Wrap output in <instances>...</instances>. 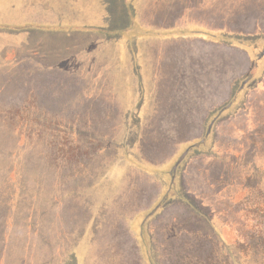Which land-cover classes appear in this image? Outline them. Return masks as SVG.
Returning <instances> with one entry per match:
<instances>
[{
    "label": "rangeland",
    "instance_id": "rangeland-1",
    "mask_svg": "<svg viewBox=\"0 0 264 264\" xmlns=\"http://www.w3.org/2000/svg\"><path fill=\"white\" fill-rule=\"evenodd\" d=\"M207 33L264 42V0H0V264H195L207 223L252 238L264 61L235 100L250 54Z\"/></svg>",
    "mask_w": 264,
    "mask_h": 264
},
{
    "label": "trees",
    "instance_id": "trees-1",
    "mask_svg": "<svg viewBox=\"0 0 264 264\" xmlns=\"http://www.w3.org/2000/svg\"><path fill=\"white\" fill-rule=\"evenodd\" d=\"M207 37L213 42H222L239 47L250 54L252 67L248 74L239 85V94L233 99L240 98L243 92L248 88L249 83L259 77L264 61V42L251 43L249 40L222 36H215L207 33ZM216 37L219 40L214 39ZM230 104V103H229ZM234 103H231L230 108ZM229 108V109H230ZM224 113V112H223ZM222 110L214 113L208 120L206 129L211 130L212 124L221 116ZM59 152V149H58ZM252 238L241 239L230 238L234 234V230L228 231L227 234L217 229L213 223H207L203 230L196 229L198 235H209L207 240L212 241L209 256H194L195 264H264V188L254 186L252 184ZM0 203V208H1ZM151 217V216H150ZM148 217L147 220L150 218ZM199 223V222H198ZM203 232H201V231ZM225 232V229H224ZM200 233V234H199ZM219 250V251H218ZM198 253V252H194Z\"/></svg>",
    "mask_w": 264,
    "mask_h": 264
},
{
    "label": "crops",
    "instance_id": "crops-1",
    "mask_svg": "<svg viewBox=\"0 0 264 264\" xmlns=\"http://www.w3.org/2000/svg\"><path fill=\"white\" fill-rule=\"evenodd\" d=\"M27 2H28V0H27ZM21 7H22V6H21ZM27 8H28V7H27ZM34 10H35V9H33L32 12H30V13L27 12V13H23V14H21V15H34V13H35V12H33ZM28 11H29V9H28ZM25 19H26V18H25Z\"/></svg>",
    "mask_w": 264,
    "mask_h": 264
}]
</instances>
